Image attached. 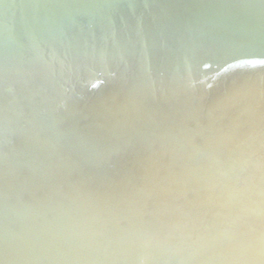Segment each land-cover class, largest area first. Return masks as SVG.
<instances>
[{
	"label": "water",
	"instance_id": "1",
	"mask_svg": "<svg viewBox=\"0 0 264 264\" xmlns=\"http://www.w3.org/2000/svg\"><path fill=\"white\" fill-rule=\"evenodd\" d=\"M0 264H264V0H0Z\"/></svg>",
	"mask_w": 264,
	"mask_h": 264
}]
</instances>
